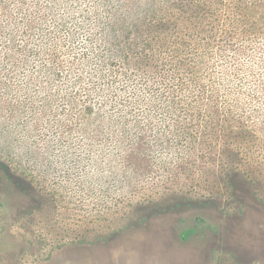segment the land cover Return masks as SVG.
I'll list each match as a JSON object with an SVG mask.
<instances>
[{
    "label": "rangeland",
    "instance_id": "rangeland-1",
    "mask_svg": "<svg viewBox=\"0 0 264 264\" xmlns=\"http://www.w3.org/2000/svg\"><path fill=\"white\" fill-rule=\"evenodd\" d=\"M6 1L0 264H264V0Z\"/></svg>",
    "mask_w": 264,
    "mask_h": 264
},
{
    "label": "trees",
    "instance_id": "trees-1",
    "mask_svg": "<svg viewBox=\"0 0 264 264\" xmlns=\"http://www.w3.org/2000/svg\"><path fill=\"white\" fill-rule=\"evenodd\" d=\"M1 2H2L1 4L3 5V9H2V13L0 15V19L5 18V21L7 23L4 25L0 23V28L2 30L4 29V34H8V35H10V37L16 39L17 35L18 34L20 35L22 33L23 28L22 27H20L19 29L16 28L15 23L13 22V19L11 18V14L9 13V10H8L9 1L1 0ZM15 5L18 8L19 12L23 13V15H24V20H23L25 23L24 33L28 34V33L32 32L33 29L35 28V12L33 10V7L32 6L27 7V4L24 0H17ZM176 6L178 7L179 5H176ZM34 7L36 8V5H34ZM177 7H175V8H177ZM164 23H165V21H162V20H160L158 22L151 23L150 25H154L153 28H146V30L150 34L158 36V34L160 32H158L156 30V27L160 26V28H164L165 27ZM10 26H11V29H10ZM117 36H119V33L115 32L113 34H110L109 38L111 39V38H115ZM108 43H111L110 40H108ZM134 49H136L135 44H134ZM137 51L140 53L139 50H137ZM21 52H22V49L20 50L19 53H21Z\"/></svg>",
    "mask_w": 264,
    "mask_h": 264
}]
</instances>
